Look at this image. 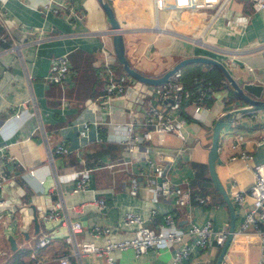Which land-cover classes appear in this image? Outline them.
Returning <instances> with one entry per match:
<instances>
[{
  "label": "crops",
  "instance_id": "crops-1",
  "mask_svg": "<svg viewBox=\"0 0 264 264\" xmlns=\"http://www.w3.org/2000/svg\"><path fill=\"white\" fill-rule=\"evenodd\" d=\"M46 1L0 0V147L4 148L0 160L9 179L0 189V264H15L19 253L22 264H30L35 259V239L41 233L51 235L50 243L38 248L35 255L43 257L42 264H58L62 255H68L74 264H169L172 247L150 249L139 256L130 249L102 255L85 253L78 259L64 239L65 228L55 222L40 224L39 232L34 233L32 216L39 217L53 206L58 196L56 181L60 182L65 204L75 206L72 218L79 219L85 228L77 235L97 244L131 234L132 228L123 224L127 211L143 216L155 230L166 212L173 213L180 229H186L191 222L201 224L207 220L213 228H219L229 225L230 218L223 196L213 190L207 169L216 119L210 124L200 122L190 116L188 105L182 113L186 118L184 140L171 134L161 145L150 144L148 151L140 148L134 153L139 160L127 163L132 155L127 148L104 138L105 122L130 119L119 111L122 100L114 98L103 107L97 96L104 88L102 74L96 76L91 69L81 83L76 71L98 67L100 49L113 52L108 21L97 0H75L79 9L76 17L42 12ZM108 2L123 32L125 54L142 74L159 76L181 58L201 55L222 62L240 83L264 84V10L253 12L250 0H228L224 6L216 4L210 8L161 10L155 8L152 0ZM161 36L162 41L154 48ZM62 55L68 56L75 71L67 89L50 86L44 78L51 62ZM115 72L117 78L120 73ZM181 72L185 77L201 73L206 80L222 82L215 86L216 98L207 99L215 118L231 107L246 105L221 81L213 65L191 63L181 67ZM22 102L25 106L20 105ZM18 110L26 114L8 119ZM251 112L219 132L215 169L230 199V180L249 187L254 176L242 160H230L229 156L243 150L252 156L251 166L264 161V143H257L264 135V110L255 111L262 122H247ZM85 120L100 122L102 126L98 131L92 127L88 137H82L78 128ZM236 142L233 150L231 146ZM60 145L71 151L59 153L56 148ZM49 150L53 165L48 161ZM144 157L157 163L163 158L167 178L190 189L188 204L179 206L172 194L153 196V175ZM83 170H91L87 183L73 192L74 179L62 176ZM132 179L139 185L136 194L128 191ZM206 196L204 202L199 201ZM99 198L105 200L104 208L96 205ZM250 205V197L243 205H233L235 230ZM152 208L156 209L154 215H150ZM96 225L109 227L110 232L95 238L89 230ZM11 232L15 249L7 240ZM223 242H217L212 234L203 249L192 247V264H217ZM260 254L242 237L233 235L219 264H261Z\"/></svg>",
  "mask_w": 264,
  "mask_h": 264
},
{
  "label": "built area",
  "instance_id": "built-area-1",
  "mask_svg": "<svg viewBox=\"0 0 264 264\" xmlns=\"http://www.w3.org/2000/svg\"><path fill=\"white\" fill-rule=\"evenodd\" d=\"M155 8L161 10L164 8H182L197 9L210 8L216 4L224 6L228 0H152ZM253 12L264 10V0H250ZM76 2L73 0H47L42 6L41 11L44 13L61 14L64 17H75L78 14ZM101 58L97 60V65L101 67V74L104 81L103 92L99 96L102 100L103 107L106 102H111L114 98L121 99L122 104L119 111L128 116L130 119L115 122H105V139H111L114 142L124 145L128 152L131 153L127 163H131L132 159L137 158L134 154L140 148L148 151L150 144L161 145L166 142L168 136L174 134L181 140H184V127L186 118L182 113L188 105L191 106L190 116L210 124L213 119L223 116L226 112L236 108L231 107L226 111H222L219 116L215 114L208 105L207 99L216 98L217 89L210 80H206L203 76H195L196 89H188L181 81V69L175 71L170 79L160 85H148L132 80L125 82L127 76L120 74L117 78L114 76L113 68L118 62L113 52L102 48ZM69 61L66 56H57L50 64L47 74L44 76L49 83H59L64 85L69 79L70 73ZM129 78V77H128ZM118 79V80H117ZM221 101V100H220ZM222 102V101H221ZM35 105V103L33 102ZM25 106L24 102L20 104ZM23 113L18 110L13 113L12 118L20 117ZM247 122H262V117L250 113ZM241 120L240 117L237 119ZM102 123L85 120L82 121L78 128V133L82 137H88L92 127L97 131ZM96 131L97 141L102 138ZM258 144L264 143V135L257 140ZM236 143L232 144V149L236 150ZM4 148L0 147V158L3 155ZM59 153H68L70 147L60 145L56 148ZM252 156L243 150L234 151L230 156V160H242L247 168L253 170V182L249 187L241 186L235 179L230 180L229 189L231 201L233 205H243L247 197L251 199V205L245 210L243 218L238 228L233 231V235L242 237L248 245L260 250L259 263H264V161L251 166ZM139 160V158H137ZM150 166L153 180L151 190L153 196L162 194H172L175 203L179 206H185L190 201V189L181 187L177 183H173L167 178L166 170L162 165L163 158L158 163L151 161L148 157H144ZM48 161L53 165V155L49 150ZM51 170H54L53 168ZM91 170H83L79 173L65 174L62 178L74 181L72 187L73 192H77L86 185ZM9 181L8 175L2 167L0 160V189ZM173 183V184H172ZM138 183L132 179L128 186L131 194H136ZM55 188L58 196L53 202V206L40 213L38 218L40 224L56 223L65 228L66 233L64 239L70 244L72 254L76 258H80L81 254L102 255L114 251L130 249L135 256H139L150 249H161L172 247V255L169 264H192L191 253L192 247L203 249L209 241V237L213 234L217 242H223L228 233V224H223L219 228H213L211 221L196 224L191 222L186 229H180L177 226L173 213L166 212L162 216L163 221L158 224V230H155L145 223V218L136 212L127 211L123 216V224L132 228L131 234L114 240H106L103 244H97L93 240H86L84 237L77 235L85 230L81 221L72 218V211L75 206L68 207L65 204L62 192L60 190V182L56 181ZM208 196L200 198V202H204ZM98 208H104L105 200L99 198L95 200ZM2 211H0L1 217ZM156 209L150 210V215H154ZM12 215L10 216V218ZM15 221V217H13ZM39 224V226H40ZM89 232L93 237L106 236L110 232V228L106 226H93ZM51 241L49 233H41L35 239V253L33 261L30 264H42L43 257L36 258L38 248H44ZM58 264H74L68 255L58 257Z\"/></svg>",
  "mask_w": 264,
  "mask_h": 264
},
{
  "label": "water",
  "instance_id": "water-1",
  "mask_svg": "<svg viewBox=\"0 0 264 264\" xmlns=\"http://www.w3.org/2000/svg\"><path fill=\"white\" fill-rule=\"evenodd\" d=\"M97 2L101 10L103 11L110 27L109 32L111 34V44L115 58L117 62L121 65L122 69L132 79H135L141 83H145L148 85H160L166 83L173 75V73L181 69V67L184 65L191 63L211 64L222 72L227 83L232 89L233 94L237 98H239L242 102L246 103L245 106L236 107L226 112L223 116L216 118V120L213 123L212 138L207 154V169L211 183L213 185V188L223 196L228 206L229 216H230L228 233L223 242V247L221 249L220 255L217 260V264H219V262L222 260V257L226 251L229 242L232 239L233 231L235 227L234 206L232 204L231 199L229 198L227 191L220 182L215 169L219 132L223 126L231 125V123L237 120L239 116L247 114L251 111L264 110V84H257L250 81L240 83L237 80H235V78L231 75L229 70L225 67V65L222 62L214 58L201 56V55H191L181 58L170 68H168L163 74L159 76L144 75L131 65L129 59L125 54L123 32L121 31L120 24L114 14L111 4L108 2V0H97ZM32 221H33L34 233H38L40 222L36 214H33ZM7 240L10 243L11 248L15 249L16 243H15V238L13 236V232L7 235Z\"/></svg>",
  "mask_w": 264,
  "mask_h": 264
},
{
  "label": "trees",
  "instance_id": "trees-1",
  "mask_svg": "<svg viewBox=\"0 0 264 264\" xmlns=\"http://www.w3.org/2000/svg\"><path fill=\"white\" fill-rule=\"evenodd\" d=\"M73 1H75V0H73ZM76 2V1H75ZM67 58H68V56H67ZM80 60H81V58H79ZM68 61H69V58H68ZM69 67H70V73H69V77H71L73 74H74V68L72 67V65H71V63H69ZM213 68L214 69H216L217 70V72L219 73V76H220V78H222V80L221 81H224L223 83H225L228 87H230L229 86V84L227 83V81H226V79H225V77L223 76V74H222V72L218 69V68H216L215 66H213ZM91 69H92V71L94 70L95 72H96V76H98L101 72V67L100 66H98V67H93V66H91V67H89V68H87L86 70H84V71H80L78 68H77V72H79L80 73V78H79V82H81L82 83V81L86 78V76L89 74V72L91 73L92 71H91ZM117 70V72L118 73H120V74H124V75H126L127 76V79H126V83L129 81L128 80V77H130L123 69H122V67H121V65L118 63L117 64V66L116 67H114L113 68V73H114V76H115V74H116V71ZM94 72V73H95ZM119 74V75H120ZM195 76H201V73H193V74H190L189 76H187V77H185V74H184V72L182 73V82H183V84H184V86L186 87V88H188V89H196V87H197V84L195 83L196 82V80L194 79V77ZM209 77V76H208ZM69 80V79H68ZM118 80V79H117ZM130 80H132V78L130 77ZM207 80H210L211 82H212V85H214V86H220V85H222V82H220L219 80L217 81V80H212V78H208ZM50 86H55V87H60V89H67L69 86H68V81L64 84V85H62V84H59V83H49V82H47ZM213 190L215 191V189L213 188ZM217 192V191H216ZM21 255H20V253L19 254H17V255H15V264H22V262H21V257H20Z\"/></svg>",
  "mask_w": 264,
  "mask_h": 264
},
{
  "label": "rangeland",
  "instance_id": "rangeland-1",
  "mask_svg": "<svg viewBox=\"0 0 264 264\" xmlns=\"http://www.w3.org/2000/svg\"><path fill=\"white\" fill-rule=\"evenodd\" d=\"M76 15H79V14H76ZM75 17H76V16H75ZM190 36H191V35H190ZM162 39H163V38H162V36H161V37L158 38V40L155 41V44H156V45L154 46V48H157V47H158L157 45L162 41ZM161 60H162V59H161ZM184 66H185V65H184ZM186 66H188V64H187ZM182 67H183V66H182ZM148 74H151V73H148ZM4 218H5V219H4ZM3 219L6 220V217L4 216ZM0 230H1V229H0Z\"/></svg>",
  "mask_w": 264,
  "mask_h": 264
}]
</instances>
